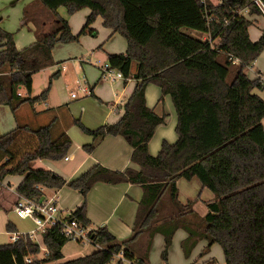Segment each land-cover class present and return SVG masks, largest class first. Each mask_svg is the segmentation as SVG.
<instances>
[{"label":"trees","instance_id":"1","mask_svg":"<svg viewBox=\"0 0 264 264\" xmlns=\"http://www.w3.org/2000/svg\"><path fill=\"white\" fill-rule=\"evenodd\" d=\"M37 1L52 13L55 28L22 49L15 47L13 33L0 28V105L15 113L24 103L32 107L45 101L58 73L50 76L36 96H31L33 75L54 65L51 51L56 43L95 36L90 25L99 16L104 27L126 41V51L107 54L106 63L120 71L124 81L136 80V86L116 122L95 129L86 128L78 119L73 122L93 138L83 145L87 153L106 136H122L132 148L130 160L138 169L111 170L96 163L67 180L54 171L33 168L36 160L63 159L71 148L65 132L53 134V119L37 127L17 124L0 133V182L8 175L22 176L16 191L31 199L42 198L41 188L67 186L78 191L82 203L70 214L83 226L90 223L87 195L94 184L132 183L141 188L142 196L131 235L125 240H117L105 226L96 227L90 233L96 246L92 252L58 262L67 239L60 226L54 225L41 235L45 256L38 259L39 244L22 236L0 244V264H109L120 249L133 264H148L155 232L163 235L161 258L166 264L179 228L187 233L180 243L185 258L204 240L199 257L216 244L224 264H264V99L252 92L264 87L260 81L264 75L250 79L245 72L264 51V30L256 41L248 33V17L264 16L262 9L253 0H221L218 4L210 0ZM260 2L264 7V0ZM59 7L68 14L90 10L78 34H72L68 21L58 15ZM183 29L199 31L206 38H196ZM133 62L135 72L131 71ZM149 83L159 87L161 96H170L177 116V139L163 141L155 155L149 153L148 142L165 116L146 104ZM20 88L24 96L18 94ZM194 177L214 195L206 202L202 217L192 211L191 201L182 204L178 200L176 181ZM166 193L168 207L162 212ZM6 229L14 231L9 222ZM144 233L148 234L147 245L136 254L135 243ZM28 257L30 263L25 262ZM202 264H215V260Z\"/></svg>","mask_w":264,"mask_h":264},{"label":"crops","instance_id":"2","mask_svg":"<svg viewBox=\"0 0 264 264\" xmlns=\"http://www.w3.org/2000/svg\"><path fill=\"white\" fill-rule=\"evenodd\" d=\"M29 1H31V4H28V6H31L24 9L20 8V10H24V13H21L23 16L22 18L20 16L19 23H21L20 28L23 26L26 27V29H24L25 33L19 30L17 32H11L14 34L15 47L17 49L28 46L36 40L38 35L47 33L55 28V18L46 17L45 15L41 16L38 12L40 4L36 1V3L33 2L34 0H27V2ZM7 2H10L8 5L12 6L17 3V0H9ZM218 3L220 2L213 4ZM57 12L61 18L68 21L72 34L76 35L84 25L90 10L83 8L68 15L65 10L60 7L57 9ZM261 16L262 15L254 14L248 17L251 21L248 28L251 41H256L260 37L262 30H264V25H261L259 21ZM1 20L2 16H0V21ZM90 27L96 31L95 36L81 35L78 41L56 43L54 45L51 51L53 60H55L54 65L40 70L48 81L50 76L58 73L53 81L51 90H49L50 92L47 99L43 102H38V104L41 103L44 109L37 110V103L32 107L28 103H24L29 105L28 110L19 113L18 108L15 113H13L7 105H0L8 107L12 117L14 116V122L8 126V131L15 128L17 124L37 127L55 119L53 134L56 136L61 132H65L73 140L72 146L67 154L69 158L67 160L63 158L57 161L36 160L33 163V168L54 171L67 180L76 177L96 163L111 170H124L128 167L138 169V166L133 164L130 160L132 148L122 136H106L97 142L92 152L87 153L83 150V145L91 143L93 138L83 132L81 134L78 133L75 126H70L74 124L73 121L75 120L71 115L75 117L79 116L81 123L88 129H94V127L105 123L116 122L124 113V104L136 86V80L133 78H129L126 81L121 78L105 81L98 77L99 66L107 62V54L124 53L126 51V41L122 48H113V42L121 35L119 33H112L110 28L104 27L102 18L99 16L95 18ZM251 28H253V34L250 33ZM7 32L9 31L7 30ZM202 38L204 39L206 37ZM262 54L264 53L261 52L253 63L245 69L250 79H255L260 75H264V68H262L259 61ZM87 56L93 57L95 63L83 62ZM64 63L72 66L74 71H76V69L82 70V79H88L89 83L92 84L91 86L88 84L90 94L84 96L92 97L95 100L87 99L84 101H76L74 99H78V94L75 98H72L70 94L71 99L68 98L66 92L67 87L74 84L76 89L79 90L82 79H77L74 83L68 82L66 76L61 73V69L65 72ZM135 70L136 66L133 68L131 65V71L135 72ZM45 88L46 87H44V89ZM60 89L65 90V96L61 97ZM252 92L264 99V87L253 88ZM18 94L24 96L25 90L20 88ZM31 96H36L32 95V90ZM145 100L147 106L153 108V111L157 115L165 116L164 122L155 128L154 134L148 142L149 153L155 155L158 149H160L163 141L173 143L177 139V133L175 131L177 116L170 96H161L159 87L153 83H149L145 87ZM24 113H26V115H24ZM24 116H27V119L20 120ZM1 123L0 120V126ZM262 125L264 130V119H262ZM6 132L0 129L1 134ZM22 178L23 177L20 175H8L0 182V244L10 242V233L12 231L6 229L8 222L14 227V231L20 233H27L35 227L30 219H21L12 211L19 197L16 188ZM176 186L178 189L179 202L185 204L191 201L192 211L199 217L204 216L207 210L206 202L213 199V193L207 188H204L196 177L191 180L179 178L176 181ZM43 191L42 198L55 194L56 202L61 210L70 211L80 206L82 203L81 195H79L76 190L67 186H63L59 190L44 189ZM141 196L142 190L136 184H106L102 182L94 184L87 195L86 217L90 222L89 227L96 228L105 226L119 241L129 238L134 224L137 204ZM163 201L164 208L162 212L168 207V199L164 197ZM189 218H191V216H189ZM178 234L179 240L187 236V233L182 228L177 229L173 237ZM38 242L41 244L40 236H38ZM147 242L148 234L144 233L135 243L136 254H140L145 250ZM205 245L206 242L200 240L193 248L188 258L184 257L180 247L182 257V261H180L177 251L175 249L172 251L171 243L168 249L169 262L166 264H202L208 259L216 258V255L217 258H219L220 253L215 247L216 244L210 247L207 254L199 257ZM163 247V235L159 232H155L148 250V264H152V259H155L157 253L159 254V258H161ZM172 252L176 256L175 263L171 260ZM41 257H43V254ZM161 260L159 264H165L164 261L162 260L161 262ZM62 261L66 260H59L58 262ZM221 264H224L223 254Z\"/></svg>","mask_w":264,"mask_h":264},{"label":"rangeland","instance_id":"3","mask_svg":"<svg viewBox=\"0 0 264 264\" xmlns=\"http://www.w3.org/2000/svg\"><path fill=\"white\" fill-rule=\"evenodd\" d=\"M7 1H9V0H0V16H2V20L0 21V28L3 29V30H6V31L8 30L9 32H17L19 30V31L25 33L24 29H26V27L23 26L22 28H20L21 27L20 26L21 23H19L20 22V16L22 18L23 14L21 15V13H24V10L22 11V10H20V8L24 9V8H27V7L31 6V5L28 6V4H31L30 3L31 1L27 2V0H17V3L12 5V6L8 5L10 2H7ZM35 1L40 4V6H39L40 8H39L38 12H39V14L41 16L45 15L46 17H53L52 13L50 11H48L40 2H38L37 0H34L33 2H35ZM210 1L212 3H217V2H220L221 0H210ZM61 8H63L65 10V12L67 13V11H66V9L64 7H61ZM259 21H260L261 25H264V17L261 16ZM183 30H184V32H186V33H188V34H190V35H192V36H194L196 38H200V39L202 37H204V35H205L204 33H201L199 31H195V30H192V29H183ZM250 33L253 34V28L250 29ZM24 40H25V38H24ZM124 43H125V39L122 36H119L113 42V48H117V49L122 48L124 46ZM263 53H264V51H263ZM87 57H85L83 62H86V63L91 62L92 64L95 63V59L93 57H90V56H87ZM53 61L55 62V60H53ZM259 61L261 63L262 68H264V54H262L260 56ZM64 65H65V70H64L65 72H63L62 69H61V73H62V75L66 76V79H67L68 82H73L74 83L77 79H79V80L82 79L83 73H82L81 69H76V71H74L72 69V66H70L69 64L64 63ZM135 66H136L135 63L133 62L132 63V67L134 68ZM68 67H69V69H68ZM98 77H99V71H98ZM54 79H52L50 90L52 88ZM47 83H48V79H46L44 77L43 72L39 71V72L35 73L33 75L32 95L39 94L44 89V87L47 86ZM88 84L90 86L92 85L91 83H89V80H88ZM66 92H67V95H68L69 99H71V97H70L71 92H75L76 94H78V99H74L76 101H80V100L84 101V100H87V99H93L92 97L84 96L81 92H79L78 89H76V86L74 84H71L69 87H67V91ZM60 94H61V97L65 96V90L64 89H60ZM93 100H95V99H93ZM36 106H37V110L44 109L43 106L41 105V103H39V104L37 103ZM28 109H29V105L28 104H22L19 107L18 111H19V113H21L24 110H28ZM24 115H26V113H24ZM13 117H12V114L10 113L8 107L0 106V120L2 122L1 126H0V129L2 131L6 132V131L9 130L8 126L14 122ZM26 117L24 116L20 120H24ZM71 117L75 118V119L78 118V120H80L79 116L75 117V116L71 115ZM80 122H81V120H80ZM70 126H72V127L75 126L76 130L78 131V133H80V134L82 133V131L75 124H71ZM97 127H99V125ZM97 127H94V129L97 128ZM72 141L73 140L71 139V142ZM124 183H126V182H124ZM165 198H168V194L167 193L165 194ZM181 240L182 239L179 240V234L176 235L175 237H173V239H172V251L174 249L177 251V255H178V258H179L180 261H182L181 250H180ZM215 247L220 253L219 258H217V255H216V258H214L215 262H216V264H221L222 263V250H221L220 246H218V245H215ZM94 248L95 247L92 244L88 243V242L83 243V242H77L75 240L68 239L66 241V243L62 247V258L60 260H68V259H73V258H77V257H80V256H84V255L89 254L90 252H92V250ZM42 254H43V252L41 251L39 253V255H36V257L39 259ZM175 259H176V256L172 252V259L171 260L174 263H175ZM160 260H161V258H159V254L157 253V256H155V259H152V264H159ZM161 262H162V260H161ZM167 262H169V259L167 260ZM109 264H117L116 259H112V261Z\"/></svg>","mask_w":264,"mask_h":264},{"label":"built area","instance_id":"4","mask_svg":"<svg viewBox=\"0 0 264 264\" xmlns=\"http://www.w3.org/2000/svg\"><path fill=\"white\" fill-rule=\"evenodd\" d=\"M253 1L262 9L264 14V7L260 0ZM233 63H238V60L234 59ZM99 72V78L101 80L112 81L114 79H124L121 72L111 68L108 63H103L102 65H100ZM260 79L262 85L264 86V78L261 77ZM79 90L83 95L89 94L87 79L83 78L81 80ZM76 95V93H71L72 98H75ZM68 158V156H65L64 160H67ZM41 191H43L42 188ZM12 211L21 219H30L35 227L33 230L27 233L12 231L10 233V242H16L20 240L23 236L38 243V236L41 237V235L45 233L48 228L54 225H58L61 228V234L67 240L70 239L75 240L77 242H88L90 244L93 243L92 238L90 236V233L93 228L89 227V225L83 226L79 224L71 216V210H61V208L56 202L55 194L40 199H31L19 195L16 203L13 206ZM39 246L40 250L43 252V256H45L47 254L46 248L42 244H39ZM113 259H116L117 264H133V261L126 256L123 249H120L118 253L114 254ZM25 262L30 263L31 258H26Z\"/></svg>","mask_w":264,"mask_h":264}]
</instances>
